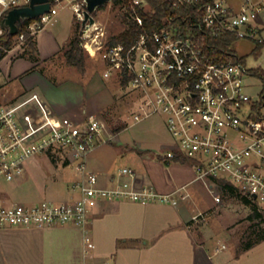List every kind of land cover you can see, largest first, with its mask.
Wrapping results in <instances>:
<instances>
[{"label":"built area","instance_id":"built-area-1","mask_svg":"<svg viewBox=\"0 0 264 264\" xmlns=\"http://www.w3.org/2000/svg\"><path fill=\"white\" fill-rule=\"evenodd\" d=\"M125 1L118 0L123 13L142 26L144 21L138 11L151 10L148 0H131L130 8ZM30 2L0 0V36L5 32L3 22L8 14ZM170 2L174 12L165 18L164 25L141 33L132 44L113 42L127 29L125 22L126 28L117 35H111L107 25L95 16V25L89 30V24L81 28L86 0H50V11L31 20L26 31L36 37L56 21L61 10H70L80 24V46L92 60L103 64L104 77L141 97L135 122L152 116L164 121L172 143L157 151V158L166 164L190 160L196 181L215 203L221 202L218 191L223 181L263 212V101H253L246 92L247 78L252 75L246 64L238 56L218 57L220 48L212 42L236 37L263 44L264 26L257 20L264 14V0H242L238 6L227 0ZM112 5H116L114 0L104 8ZM189 8L192 13H179ZM25 39V34L16 36L19 45H24ZM115 135L106 119L89 115L83 120L63 118L57 128L29 139L15 113L0 100V177L16 181L23 176L29 159L49 154L60 156L82 176L70 186L72 192L80 194L76 200L0 204V228L44 229L72 223L87 233L89 212L100 200L177 206L193 199L188 185L163 194L142 182L132 167L118 170L110 178L111 186L101 187L87 161L92 152L110 143ZM201 216L202 213L194 215L192 221L197 222ZM86 242H90L89 237Z\"/></svg>","mask_w":264,"mask_h":264},{"label":"crops","instance_id":"crops-1","mask_svg":"<svg viewBox=\"0 0 264 264\" xmlns=\"http://www.w3.org/2000/svg\"><path fill=\"white\" fill-rule=\"evenodd\" d=\"M55 23L36 36V61L29 58L28 52L16 57L13 49L0 60V100L15 113L29 139L57 128L63 118L83 120L94 114L84 104L56 107L39 90L41 81L57 84L48 66L60 56L64 57L76 32V27L66 24L63 18L56 19ZM24 48L25 52L27 48ZM171 143L170 138L160 145V150L169 148ZM108 144L99 146L87 161L89 170L98 175L101 187L111 186L110 178L115 174L102 165L106 153L103 148ZM136 149L141 159L149 150ZM135 162L141 165V170L135 168L140 180L153 185L160 193H172L188 185L194 199L198 189L204 190L195 186L193 171L145 164V160L140 162L136 158ZM65 167L67 165L61 169V165H55L47 155L29 159L23 176L16 181L8 182L1 177L0 204L20 203L16 200L21 198L17 193L25 189L30 191L26 200L35 201L40 192L45 196L48 189L57 193L63 180L68 179L71 186L82 178L76 170L68 178ZM70 186L59 202L80 197ZM211 202L217 204L212 198ZM36 203L40 202L24 204ZM194 207L189 202L173 206L100 200L89 212L87 233L83 227L72 223L44 229L0 228V264H264V252H261L264 240L237 253L221 239L198 229L197 223L192 221L199 212ZM87 237L90 238L88 243Z\"/></svg>","mask_w":264,"mask_h":264},{"label":"rangeland","instance_id":"rangeland-1","mask_svg":"<svg viewBox=\"0 0 264 264\" xmlns=\"http://www.w3.org/2000/svg\"><path fill=\"white\" fill-rule=\"evenodd\" d=\"M227 2L238 6L242 0H227ZM122 13V8L119 5H112L109 8L99 9L94 13V16L107 25L111 35H117L126 28L121 17ZM59 18H63L66 24H72L73 28L77 27L76 17L70 10H61L56 19L59 20ZM55 22L47 28L53 27L56 24ZM257 23L264 26V14L259 16ZM262 37L264 38V29ZM16 41L17 44L13 51L15 50L16 57H19L28 51L26 49L24 52L22 50L24 47L18 44V40ZM255 47L256 42L239 40L235 44L234 50L238 58L245 60L248 69L257 70L264 74V49L263 55L256 57L254 55ZM85 57L86 70L84 73L73 66H66L63 55L55 59L48 68L49 74L53 75V82L56 81L57 84L53 85L51 82L41 81L39 90L56 107L84 104L89 112L94 113L93 115L106 119L111 131L112 125H117L120 122L126 123L127 128L114 136L113 141L103 148V150L106 149L102 163L105 170L114 173L124 167L141 170V165L139 166L135 162L136 158L140 162L145 160V164L148 162L150 165H162L164 168L168 167V169L173 166L186 169L188 172L193 171L196 178V173L191 164L174 162L166 164L157 158L155 150L160 151V145L171 138L164 121L158 116H152L141 122H135L134 116L141 110V97L138 94L130 93L116 80L105 78L103 64L92 60L88 54ZM263 91L264 80L260 76L251 75L247 78L246 92L252 97L253 101L260 100ZM262 113L264 114V106H262ZM113 134L115 133L113 132ZM136 148L149 150L146 152L145 157L141 159ZM47 156L55 165H61V169H63L62 166H66L60 156L50 154ZM141 164L144 166L143 163ZM65 169L69 174L68 178L73 175L75 170L74 166H67ZM0 181H2L1 177ZM68 182V179L61 181V187L57 188V193H51V190L48 189L45 196H42V192H40V197L35 201L26 200L30 196V191L25 189L17 193L18 198L21 197L25 200L21 198L16 200L20 203H35L45 200L59 202L63 200L61 195L68 192L70 186ZM195 186L203 187L199 181H196ZM218 193L221 196V202L218 204L211 202L212 196L205 188L204 190L198 189L195 192L194 199L189 202V204L195 206L194 208L199 211L198 213H202V216L196 222L198 229L200 231L206 230L216 239H221L237 253L243 251L244 245L250 240H254L255 245L258 244L257 239L261 232L259 228H254L255 223L248 219L251 210L237 199L226 197L222 189ZM261 213L264 215V211ZM199 235H201L200 232ZM261 252L263 253L264 249Z\"/></svg>","mask_w":264,"mask_h":264},{"label":"trees","instance_id":"trees-1","mask_svg":"<svg viewBox=\"0 0 264 264\" xmlns=\"http://www.w3.org/2000/svg\"><path fill=\"white\" fill-rule=\"evenodd\" d=\"M131 0H126V4L128 8H130L129 3ZM115 4L118 5V0H114ZM149 5L151 7V10L144 11L139 10L138 14L143 18L144 24L142 26L137 25L136 23L132 22L129 18V15L127 13H122L121 17L123 18L124 22L127 25V29L121 33L118 37L113 38L114 43L118 42H124L127 44H132L136 41V39L139 37V35L143 32H152L154 29L160 28L164 25V20L167 16L172 14L174 11L171 7L170 0H148ZM101 9H104L101 8ZM193 9L189 8L186 10L179 11V13H192ZM31 22V20H26L22 22L19 25V34H25V43L24 47L28 50L29 58L32 61H36V37L30 36V34L26 31L27 25ZM16 36H13L9 33L8 30H5L4 34L0 36V60H2L9 51H11L15 45L16 42ZM239 40L236 37L231 38H224L222 40H214L212 44L214 46H217L220 48V53L218 57L227 58L228 55H233L236 57V52L232 48L235 47V44ZM264 49V43L263 44H256L254 55L256 57H260ZM86 52L84 49L80 46V24H77L76 32L74 37L72 38L68 48L64 51V58L66 60V63L69 66L76 67L81 72H85L86 70ZM243 63H245L244 59H240ZM250 73L252 75H258L264 80V74L260 71L251 70ZM125 86L126 84L123 83ZM261 98L263 101L264 106V91L261 94ZM127 128L126 123L120 122L117 125H112V131L115 134L120 133L121 131L125 130ZM181 164H191V161L183 158L180 161ZM221 186L223 193L226 197H233L237 199L240 203L245 205L251 210V214L248 216V219L251 222H254L253 225L254 228H259L260 235L257 239V242H260L264 240V215L261 213V211L258 209L256 203H254L249 198L243 196L239 191L230 183L221 181ZM254 230V229H253ZM255 232V231H254ZM255 245L254 240H250L247 242V244L244 245L243 250L249 249L252 246Z\"/></svg>","mask_w":264,"mask_h":264},{"label":"water","instance_id":"water-1","mask_svg":"<svg viewBox=\"0 0 264 264\" xmlns=\"http://www.w3.org/2000/svg\"><path fill=\"white\" fill-rule=\"evenodd\" d=\"M110 0H86L87 8L84 13V20L81 23V28L87 24L89 30L91 26L96 24L94 13L105 7ZM51 8L50 0H31L30 5L12 10L3 22L5 30L13 36L18 35L19 25L26 20H33L45 13H48Z\"/></svg>","mask_w":264,"mask_h":264}]
</instances>
